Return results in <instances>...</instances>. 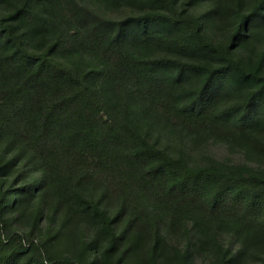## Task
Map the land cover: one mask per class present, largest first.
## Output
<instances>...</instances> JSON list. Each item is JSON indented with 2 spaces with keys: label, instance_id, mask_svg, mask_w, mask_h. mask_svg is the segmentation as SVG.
Listing matches in <instances>:
<instances>
[{
  "label": "trees",
  "instance_id": "obj_1",
  "mask_svg": "<svg viewBox=\"0 0 264 264\" xmlns=\"http://www.w3.org/2000/svg\"><path fill=\"white\" fill-rule=\"evenodd\" d=\"M120 8L133 14L98 13ZM0 9V264L139 262L146 245L150 264L170 249L178 264L208 252L215 264H264V171L193 167L142 127L202 128L264 154V0ZM182 231L183 249L171 248ZM64 238L77 255L52 251Z\"/></svg>",
  "mask_w": 264,
  "mask_h": 264
},
{
  "label": "rangeland",
  "instance_id": "obj_2",
  "mask_svg": "<svg viewBox=\"0 0 264 264\" xmlns=\"http://www.w3.org/2000/svg\"><path fill=\"white\" fill-rule=\"evenodd\" d=\"M84 4L94 7L92 2L82 1ZM96 9V8H95ZM97 10V9H96ZM199 13L204 12V8L198 9ZM6 12L3 9H0V16ZM98 13L104 16L107 19L111 20H122L126 19L133 14V12L127 8H120L110 11L99 10ZM41 40L37 39L33 45V49L40 51ZM161 51V52H159ZM156 49L152 50L151 53L154 56L160 55H169L165 50ZM63 50L61 55H63ZM78 55L77 61L81 62V65L85 66L88 70L92 68H97V60H94L92 56L87 53H83L81 50L76 53ZM59 56L62 61L66 59L62 56ZM165 121L161 124L150 128L145 125H142L144 132L149 137V139L164 148L174 157L184 158L189 165L193 167L199 166H213L220 167L225 170L236 172L240 168H249L255 171H264V154L260 152L252 151L247 148L245 145H241L236 140L231 139L230 141L220 140L218 137H214L209 133L201 131H182L180 128L170 130L165 126ZM50 222V221H49ZM46 220V223H49ZM31 225V224H30ZM45 227V226H43ZM97 226H84L80 228V231L86 237L85 241L90 242L92 240L93 233L97 230ZM93 231V232H92ZM231 238L226 236L224 240L229 242ZM170 247H177L183 249V244L187 242V237L185 232L182 231L180 234L172 236L168 239ZM151 247L148 248V245L141 250V260L137 262V257L131 254H125L123 259H121L120 264H150L148 252ZM80 246L77 243L67 241L66 238L62 239L60 242H54L52 251L60 252L61 256L72 257L77 255L79 252ZM213 253H201L194 255L192 257L191 264H215ZM260 257L258 254H254L247 264H256L257 257ZM101 263V262H100ZM156 264H178L177 259L174 257V250L170 249L168 252H164L162 255H157L155 259ZM102 264V263H101Z\"/></svg>",
  "mask_w": 264,
  "mask_h": 264
}]
</instances>
